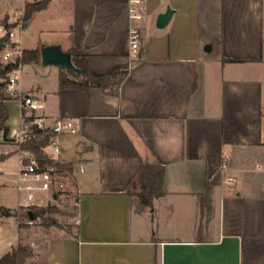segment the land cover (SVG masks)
<instances>
[{"label": "crops", "instance_id": "obj_1", "mask_svg": "<svg viewBox=\"0 0 264 264\" xmlns=\"http://www.w3.org/2000/svg\"><path fill=\"white\" fill-rule=\"evenodd\" d=\"M34 1L0 0V22L14 12L23 18ZM168 7L173 14L157 29ZM127 8L128 0H51L15 32L21 50L39 49L25 46L31 22L53 10V38L42 47L84 49L95 75L128 71L114 96L59 89L60 70L40 71L39 61L16 70L17 90L42 105L36 119L80 126L62 151L73 162L75 228L32 243H43L42 264H264V0H142L134 59ZM25 67L39 74L35 84L20 81ZM4 105L11 139L21 107L9 97ZM12 155L15 188L21 153L0 133V161ZM146 165L164 167L165 194L149 206L138 199ZM21 228L0 216V257Z\"/></svg>", "mask_w": 264, "mask_h": 264}, {"label": "trees", "instance_id": "obj_2", "mask_svg": "<svg viewBox=\"0 0 264 264\" xmlns=\"http://www.w3.org/2000/svg\"><path fill=\"white\" fill-rule=\"evenodd\" d=\"M51 0H37L32 3L26 4L23 11L24 26L27 20L31 17L32 13L44 9ZM0 41V50L1 44ZM67 52L71 55L72 64L76 68L83 69L84 75H76L70 71L59 72V89L74 88L83 91L88 94L91 87H98L107 93L116 96L118 94L121 83L126 79L128 71L127 67H116L110 72L101 75L92 74L88 70L87 66V54L84 49L78 47H72ZM40 59L39 49H22L21 56L8 63H1L0 61V133L3 135L4 141H12L8 139L9 127L6 125V121L9 117V112L4 105V100L8 99L4 93V88L8 79V75L15 69L22 65L36 63ZM226 61L235 62V59H225ZM35 117L25 116V110H21V124L27 125L28 131L32 136L29 140L17 144L18 151H24L30 155L35 156L41 165L53 166L55 170L60 173H67L73 178V162L65 161H50L44 158L41 154V150L45 147L51 136L49 129L39 130L35 125H30ZM141 191L138 194V199L141 204L149 206L154 198L160 197L165 194L164 185V167L161 165H146L144 166L141 174ZM209 187L206 188V192L200 197L201 207H205L207 204V192ZM54 207H37L32 206L28 209H9L0 206V216L10 217L14 216L19 227L26 225V221L32 220H45V212H52ZM31 255V251L25 245H17L11 248L0 257V264H24L26 258Z\"/></svg>", "mask_w": 264, "mask_h": 264}, {"label": "built area", "instance_id": "obj_3", "mask_svg": "<svg viewBox=\"0 0 264 264\" xmlns=\"http://www.w3.org/2000/svg\"><path fill=\"white\" fill-rule=\"evenodd\" d=\"M142 0H128V16L134 23L129 29L128 43L129 53L132 59L138 55L139 48V28L136 25L142 19L140 10ZM19 20L22 24V13L14 12L6 19V24H12ZM21 27V25L16 26ZM16 27L8 32L4 25H0V41L2 46L0 50L1 63H8L21 56V49L18 46V41L15 38ZM18 69V68H17ZM13 70L9 75L4 88V93L7 97L15 99L21 110H25V116L33 115L32 112L37 111L42 107L41 103L31 95L24 94L17 90L18 75L16 70ZM30 125H35L39 130L49 129L51 136L45 147L42 148L41 154L44 158L50 161H64L62 159V151L64 148L63 141L65 137L75 136L79 133V123L71 118H57L51 125H44L41 119L34 118ZM10 138L16 145L29 140L32 136L28 131L27 125L22 126L11 133ZM18 170L16 173L15 189L19 195L17 209H28L32 206H41L45 201V196H53L63 192L65 180L64 177L70 176L67 173H60L53 166L41 165L38 159L27 152L19 151ZM231 182V180H229ZM27 224H33L32 220L26 221Z\"/></svg>", "mask_w": 264, "mask_h": 264}, {"label": "rangeland", "instance_id": "obj_4", "mask_svg": "<svg viewBox=\"0 0 264 264\" xmlns=\"http://www.w3.org/2000/svg\"><path fill=\"white\" fill-rule=\"evenodd\" d=\"M53 10L48 11L45 14H42L41 16H35L31 22L30 26V33L27 34V42L25 43V46L27 48L36 46V48L42 47V42H47L50 38H53V36H50V34H47L46 29L49 28V21L51 18V13ZM53 15V13H52ZM1 17V13H0ZM8 17V16H7ZM5 17L1 22L0 25H4L6 31L8 32L10 29L15 28L16 26H19L21 22L17 20L15 23L12 24H6ZM20 27H16V35H19ZM215 51H212L211 54L215 55ZM40 56V55H39ZM0 61H1V55H0ZM44 67H51V66H42L40 59L37 65V69L40 71H43ZM39 74H35L32 70H30L28 67H25L23 70V74L20 76V81L25 86H30L36 83V81L39 79ZM50 84V81L47 82V85ZM12 145V144H10ZM74 155V150L71 148L68 151L67 158L70 159ZM15 156H11L7 161L3 162L0 161V171H1V177H0V206L13 208L16 206L17 200L19 195L15 191L13 183H11V180L13 179L12 174L10 171L15 167ZM65 185H64V191L59 193H52L53 196L50 195V197L45 196V201L41 206L37 207H54V210L52 212H45V220H36L33 222V224H26L21 229L23 236H18V240L16 242L17 245H25L28 247L31 251V255L26 258L24 264H42L43 256H44V246L43 243H40L38 247L33 246V242H40L41 238L50 237L52 235L56 234H71L74 231L75 228V213H76V198L74 194L71 192V189L73 188V182L72 180L68 179L67 176L64 177ZM4 184V185H2ZM16 209V208H14ZM17 220V219H16ZM9 236L11 238L15 239L17 236V229L12 228L8 230ZM15 243V242H14ZM17 245H14L12 247H15Z\"/></svg>", "mask_w": 264, "mask_h": 264}, {"label": "water", "instance_id": "obj_5", "mask_svg": "<svg viewBox=\"0 0 264 264\" xmlns=\"http://www.w3.org/2000/svg\"><path fill=\"white\" fill-rule=\"evenodd\" d=\"M172 14L173 10L169 7L163 13H159L156 17L155 27L157 29L164 28L168 24ZM205 50H210L209 45H206ZM39 55L42 66H55L61 71H70L81 76L85 74L83 69L76 68L72 64L70 53L61 49L59 45L43 46L39 49Z\"/></svg>", "mask_w": 264, "mask_h": 264}]
</instances>
